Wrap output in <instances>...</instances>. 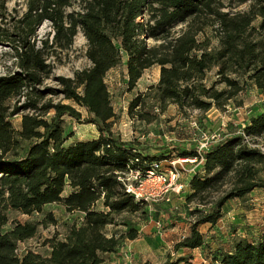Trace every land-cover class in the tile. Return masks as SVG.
<instances>
[{
  "label": "trees",
  "instance_id": "1",
  "mask_svg": "<svg viewBox=\"0 0 264 264\" xmlns=\"http://www.w3.org/2000/svg\"><path fill=\"white\" fill-rule=\"evenodd\" d=\"M7 1L0 0L1 16ZM247 1L237 0L236 6ZM260 1L233 11L235 0H25L22 11L8 21L1 19L0 44L13 50L16 70L0 75V264H103L107 256L120 254L126 240L141 235L132 215L146 219L150 208L126 191L120 176L130 171L145 175L164 159L199 156L197 143L186 147L172 141L152 152L139 138L117 133L107 73L126 58L132 90L145 70L160 66L158 81L130 100L132 119L157 121L170 105L183 113L214 107L225 111L248 83L264 89ZM44 21L51 29L41 38L37 30ZM79 30L87 40L90 65L73 76H58L59 88L43 87L52 72L50 59L69 49ZM210 71L214 77L209 83ZM49 93L71 103L54 101L46 97ZM16 114H21L19 128L10 120ZM65 116L95 125L97 136L68 144L73 133ZM243 131L250 140L262 138L264 111L252 115ZM261 171L264 152L243 135L231 133L212 144L185 197L188 206L196 204L187 208L189 234L174 248L204 246L199 226L216 225L229 200L264 188ZM52 203L78 212L80 221L68 225L62 238L45 239L48 254L30 249L19 253L20 242L56 218L46 212L41 219L20 222L12 213L41 214ZM109 225L124 229L107 233ZM216 252L218 264H264V224L253 240L238 236L230 250ZM185 261L168 255L160 264Z\"/></svg>",
  "mask_w": 264,
  "mask_h": 264
},
{
  "label": "rangeland",
  "instance_id": "2",
  "mask_svg": "<svg viewBox=\"0 0 264 264\" xmlns=\"http://www.w3.org/2000/svg\"><path fill=\"white\" fill-rule=\"evenodd\" d=\"M236 1L232 2L233 11L246 10L249 5L258 0H248L245 3L236 6ZM263 1V0H262ZM260 1V2H262ZM230 4V5H231ZM25 6V0H8L7 12L5 16L0 15V22L8 21L13 15L22 11ZM4 18L3 20H1ZM181 26H177L179 29ZM49 21H44L37 30V36L43 38L50 31ZM52 31L49 38L51 39ZM149 42H153L149 40ZM87 40L79 30L74 38L73 45L69 49L59 51L58 58L50 59L52 62V72L44 81L43 87L59 88L56 80L58 76H73L74 71L90 65V60L86 56ZM15 57L13 50L8 45L0 44V75L16 70ZM126 58L118 66L111 69L106 76V83L112 97V104L117 113L114 124V130L120 133L125 139L133 137L139 138L143 143L150 147V151H157L161 145L177 141L186 147H194L198 143L200 133L203 131H220L221 133H239V129L249 122L252 115L264 111V89L258 88L253 83H248L234 100H230L225 107V111L212 108L206 112L197 109H189L186 113L179 112L175 105H170L168 109L161 114L159 120L146 123L138 119H132L128 115V106L130 100L137 92L145 91L149 85L158 81L160 66L154 65L145 70L139 79L136 87L132 90L127 85V70L125 64ZM214 71L208 73V82L213 80ZM46 97H52L54 101L62 100L65 103H71L70 100L63 99L60 94H47ZM76 107L86 116V111L80 106ZM158 111V109H155ZM52 113V112H51ZM65 122L69 127L72 136L68 139V144L76 140H86L94 138L98 134L95 125L79 122L74 118L65 116ZM16 128L20 127L21 114L10 117ZM249 143L256 144L264 152V136ZM169 160L164 159V166ZM187 170H183L181 181L187 185L198 165L188 163L184 165ZM196 167L194 171L189 170ZM199 169H201L199 167ZM264 177V172L261 171ZM190 190L187 188L180 193L170 195V200L166 201L157 194L151 195L148 204L150 212L148 218L141 219L138 214L132 215L138 223L137 227L141 235L133 241L126 240L121 248L120 254H113L106 257L103 264H160L168 255L175 260L178 257H186L185 262L180 264H218L215 254L220 248L222 251L230 250L233 239L238 236H245L251 240L258 237L264 224V188H256L248 193L244 198H234L229 200L223 208V215L216 225L211 226L204 223L199 226L200 231L209 239L211 246H207L205 252L199 249L195 252L186 248L176 250L174 245L180 240V235L187 229L175 226L179 222L178 217L184 219V222L191 221V215L187 213V208H193L196 204H186V194ZM149 192V191H148ZM207 209V206H200ZM209 207V206H208ZM96 208H102L100 203ZM51 212L56 218L55 223H50L47 227L40 226L37 234L23 242L19 243V253L27 249L40 252L43 255L48 254L49 246L45 239L56 235L62 238L67 226L71 223L80 221L78 212L68 213L64 205L59 203L47 204L44 206L41 214L33 215L13 212L11 218L20 222L31 219H41L43 214ZM183 222V221H180ZM11 226V222L6 227ZM178 227V226H177ZM123 227L115 228L111 225L105 228L107 233H113ZM180 232V233H179ZM179 233V235H178Z\"/></svg>",
  "mask_w": 264,
  "mask_h": 264
},
{
  "label": "built area",
  "instance_id": "3",
  "mask_svg": "<svg viewBox=\"0 0 264 264\" xmlns=\"http://www.w3.org/2000/svg\"><path fill=\"white\" fill-rule=\"evenodd\" d=\"M239 133L245 137V140L250 142V137L247 136L242 129H239ZM231 133H221L220 131L205 132L200 134L198 143L196 144L197 153L199 156L195 157H183L173 158L168 161L164 166L162 163H155L151 169L147 171L145 175H142L138 171H130L120 176L123 181L127 192L131 193L135 200L150 202L151 195L157 194L164 200L169 201L170 195L183 192L186 188V184L181 181L183 170H187L184 166L188 163H195L198 167H191L189 170H200L203 163L204 152L214 143L222 140ZM255 145L256 144H253ZM194 171V174L197 172ZM149 191V192H148ZM186 233L180 235V239H183Z\"/></svg>",
  "mask_w": 264,
  "mask_h": 264
},
{
  "label": "crops",
  "instance_id": "4",
  "mask_svg": "<svg viewBox=\"0 0 264 264\" xmlns=\"http://www.w3.org/2000/svg\"><path fill=\"white\" fill-rule=\"evenodd\" d=\"M212 109V108H211ZM192 175H194V174H192ZM189 181H190V179H189ZM188 181H187V186H188ZM187 186H186V188H187ZM185 188V189H186ZM180 221H183V222H180ZM179 222H176V224H178L177 226H175L177 229H179V227H184V229H187L186 230V235L187 234H189V231H190V226H191V222L189 221V222H184V219H181ZM180 233V232H179ZM179 233H178V235H179ZM134 239H132V240H129V241H133ZM210 241H209V239H207L206 238V236H205V244H204V246H202V247H197V248H195V249H189V251H193V252H195L196 250H200L201 252H205V250L207 249V246H211V243H209ZM206 245V246H205ZM231 248H232V246H231ZM225 251H228V250H225Z\"/></svg>",
  "mask_w": 264,
  "mask_h": 264
}]
</instances>
